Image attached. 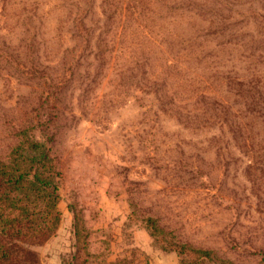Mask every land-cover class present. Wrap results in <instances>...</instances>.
<instances>
[{
	"label": "rangeland",
	"instance_id": "obj_1",
	"mask_svg": "<svg viewBox=\"0 0 264 264\" xmlns=\"http://www.w3.org/2000/svg\"><path fill=\"white\" fill-rule=\"evenodd\" d=\"M20 1H0V163L38 141L50 179L25 210L0 202V264H264V174L248 157L264 152V0H147L133 13L122 0L98 55V30L85 49L58 32L69 10L45 5L46 56L23 50ZM184 2L208 28L207 62L182 63L168 110ZM87 8L102 27L98 1ZM183 73L207 97L208 127L186 125L196 95ZM11 216L21 223L8 237Z\"/></svg>",
	"mask_w": 264,
	"mask_h": 264
},
{
	"label": "trees",
	"instance_id": "obj_2",
	"mask_svg": "<svg viewBox=\"0 0 264 264\" xmlns=\"http://www.w3.org/2000/svg\"><path fill=\"white\" fill-rule=\"evenodd\" d=\"M4 4L8 3L10 0H0ZM59 1V0H58ZM61 0L60 5L58 2L54 0H33L31 2L21 0L20 1V12H19V24L22 33V46L23 50H31V52L37 55H44L45 53V45L43 41V35L41 34V28L43 26L44 21V12H41L42 6L48 5L52 8L59 9H68L69 14L66 18L65 22H59V31L61 33L67 35L70 34L71 37L77 39V41L82 40L84 43V48L87 49L90 46V41L92 39V33L98 30V38H96L95 43V55L104 53L108 50V47L101 48L98 44L101 40L108 44L109 40L113 35V31H116L117 26L115 25L116 14L121 13V8L118 11L117 8L122 2V0ZM98 1L99 8L105 20L102 23V27L93 28L92 24L87 23V18L90 15V10H88L87 6L91 2ZM147 0H133L132 5L128 6L129 10L135 11V7L148 10L150 9V4L148 6ZM146 2V3H145ZM122 7V6H121ZM126 10V9H125ZM178 17L174 18L172 21L174 23H178L179 25L184 24L183 34H173L171 33L169 36L170 39L173 37H179V41L172 43V55H168V59H166V67H167V78L168 80H164V90L162 98L167 99L165 104L167 109L170 110L174 97V91L171 88V79L172 77L182 71L183 68L182 63L188 62L190 60L196 61V67L201 66L202 63L207 62V44L208 41V28L206 24H202L201 21H197L192 18L189 19L185 12H198L193 6L189 7L188 5L180 4L177 6L176 11H179ZM72 11V12H71ZM91 10V14H92ZM130 12V16L131 14ZM193 13V14H194ZM184 18V20H183ZM203 25V26H202ZM159 29H161L160 25H157ZM66 27L67 30H64ZM146 27V25H145ZM192 31L190 36L188 35L189 29ZM67 31V32H66ZM153 31V30H151ZM156 32V31H155ZM170 41V40H169ZM148 44H152L151 41H148ZM178 47H177V46ZM76 48V46H74ZM34 65V63H33ZM183 82L179 84V87L184 84L192 85V92L194 96L193 102L195 103V107L192 108V112L190 115V111H186V114L190 117L186 118V125L189 126L188 122L191 121L193 124V128L201 129L209 126V122L214 117L211 114V110L209 107V102H207V97L204 94H198L201 89L197 90L198 83H195L194 80L185 76V73L182 75ZM199 77V76H198ZM197 77V78H198ZM172 83L175 84V81L172 79ZM178 85V84H177ZM182 89V88H181ZM189 118V120H188ZM41 149V151H39ZM249 161H250V174L253 177H260L257 173V170L264 174V168H262L264 161L262 160L264 157V152H260V150L253 148H249ZM27 153V155L25 154ZM13 154L15 157V164H11L9 167L4 166L3 163H0V202L2 204H6L15 211L25 210L26 206H29L30 203L38 201V197L42 199L45 191L49 187V179L46 175H44V170L42 168L45 165V160L47 161L48 155L46 151L42 149V145L38 141L34 140H26L22 145H18L15 149H13ZM12 163V162H11ZM47 196V195H46ZM51 201V200H50ZM50 204V202H49ZM52 204V203H51ZM50 204V205H51ZM21 219L15 216H11V220L6 223L8 226V231L6 232V236L11 237L12 235H16L19 233L17 231L20 225ZM32 221V220H31ZM42 235L45 234V226L41 228ZM2 251H5L4 246H2Z\"/></svg>",
	"mask_w": 264,
	"mask_h": 264
}]
</instances>
